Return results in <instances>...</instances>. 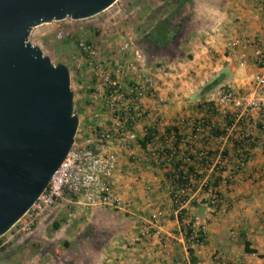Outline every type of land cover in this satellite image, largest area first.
Instances as JSON below:
<instances>
[{
	"label": "crops",
	"instance_id": "crops-1",
	"mask_svg": "<svg viewBox=\"0 0 264 264\" xmlns=\"http://www.w3.org/2000/svg\"><path fill=\"white\" fill-rule=\"evenodd\" d=\"M172 6H167L164 16L176 4ZM178 10L183 56L157 57L159 63L141 68L136 81L148 77L154 87L152 94L147 92L139 100L144 115L132 126L136 140L128 144L117 141L113 147L118 157L115 192L122 208L71 202L76 210L71 214L72 228L63 240L78 246L75 251L80 259L65 254L68 259H57L47 251L40 254L50 255L54 263L264 264V91L261 109H250L241 117L232 113L230 118L235 133L253 137L249 158L236 172L233 143L215 137L210 129L223 125L221 110L206 107L212 101L218 105L222 86L247 91L253 77L264 74V64L254 61L256 50L264 52V0H188ZM202 116L206 122L192 131ZM174 126L177 138L173 131L165 132ZM148 128L155 129L156 136L143 148L137 140ZM175 140L177 147L173 148ZM163 148L169 154L158 158L157 151ZM202 148L211 152L205 166L183 158L193 151L197 159L196 152ZM175 162L186 163L185 170L212 168L221 175L222 201L217 207L204 203L205 194L197 190L185 208L192 223L205 229L202 244L186 241L170 198V179L165 172ZM157 210L161 214L154 223L152 216ZM38 240L45 242L43 237Z\"/></svg>",
	"mask_w": 264,
	"mask_h": 264
},
{
	"label": "water",
	"instance_id": "water-1",
	"mask_svg": "<svg viewBox=\"0 0 264 264\" xmlns=\"http://www.w3.org/2000/svg\"><path fill=\"white\" fill-rule=\"evenodd\" d=\"M117 0H0V236L46 188L78 129L69 69L31 44L34 26L92 17Z\"/></svg>",
	"mask_w": 264,
	"mask_h": 264
},
{
	"label": "built area",
	"instance_id": "built-area-1",
	"mask_svg": "<svg viewBox=\"0 0 264 264\" xmlns=\"http://www.w3.org/2000/svg\"><path fill=\"white\" fill-rule=\"evenodd\" d=\"M76 46L80 57L93 70L94 75L102 84L99 91L103 96L105 106L112 114L111 124L107 128L80 140L74 137L72 146L52 175L46 188L7 231H11V236H20L24 232H31L46 211L55 208L66 195L75 196L79 203L85 205H106L122 208L121 199L115 192L116 179L114 174L118 169V157L113 147L117 141L128 144L136 140L137 136L132 126L136 119H140L144 115L139 100L147 92L152 94L154 84L148 77H143L140 81L134 82H124L119 79V75H125L124 77H126L128 73H131V70L135 69L136 62L142 59V53L133 46L132 41L124 42L121 46L122 51H130L129 58L119 59L111 56L112 68L107 67L104 63L105 61L100 57V52L93 42L79 39ZM254 61L263 65L264 52L256 50ZM251 84V89L243 92L224 85L218 92V105L217 101L206 103L209 111L221 110L225 130L223 137L235 144V158L237 159L234 166L235 172L238 169L240 170L249 158L253 137L246 132L235 133L233 131L234 121H230L228 125L226 122L231 120L233 113L231 110L238 112H235V114H239V117H241L250 109H261L260 95L264 91V74L255 75L251 80ZM96 97L97 94L93 95L94 99ZM205 122L206 119L202 116L196 126L193 125L194 129H192H200ZM146 132L147 130L144 131V135H146ZM152 140L150 138L146 146H150ZM190 153L193 154L194 152L190 151ZM196 156L197 159H207L208 150L202 148L196 152ZM184 158L185 161H190L188 156ZM213 171L212 168L210 170L199 168L198 172L201 176L198 179L194 180L193 176L190 175L188 180L182 184H170L169 194L176 208L177 217L178 219L181 218L182 234L186 241L192 245L204 242L205 229L197 228L185 211L186 205L190 203L194 192L190 188L194 183L197 184L195 191L202 186L206 187L204 194L207 205L220 203L222 196L219 187L208 180ZM225 181H227V178ZM160 214L161 210H157L153 214L154 223L158 220ZM3 244L4 241L0 243V245ZM194 264L201 263L198 261Z\"/></svg>",
	"mask_w": 264,
	"mask_h": 264
},
{
	"label": "rangeland",
	"instance_id": "rangeland-1",
	"mask_svg": "<svg viewBox=\"0 0 264 264\" xmlns=\"http://www.w3.org/2000/svg\"><path fill=\"white\" fill-rule=\"evenodd\" d=\"M176 1L178 0H117L110 7L92 17L77 20L66 17L61 20L41 23L31 29L28 36L31 44L37 45L52 63L65 64L69 69L70 88L74 94V112L79 119L75 135L77 139L88 137L110 126L112 115L105 106L103 96L99 91L102 84L78 53L77 41L83 39L93 42L100 52V57L105 61L104 63L107 67L112 68L111 56L119 59L130 57V51L121 50L122 44L133 42L136 37L143 35L166 14L169 8L167 6L170 3L174 6L177 4ZM150 8H153L154 12L157 10L158 12H156L155 18L145 21L152 10ZM178 20V17L172 19L173 22H178ZM179 31V37L175 38L176 45L173 46L172 43L167 51L165 49L157 50L159 54L168 53L169 56H172L171 54H174L178 48L176 53H184V47L180 45L184 34L183 29ZM157 57L152 62L159 63ZM143 67L146 66L140 60L136 62L135 69L131 70V73H128L126 77L119 75L122 77L119 79L124 82H134L138 79L137 76L141 75L140 71ZM95 94H97L96 99L93 98ZM74 201H77L75 196L66 195L55 208L46 211L31 232H24L20 236H11V231H9L0 236V241H4V244L0 245V262H8V264H63L61 262L54 263L50 255L41 256V248L52 251L54 255L56 254L57 259L60 257L80 259L78 251H75L78 248L76 244L71 241L70 246L66 248L61 242L54 239L57 237L62 241L69 234L73 221L71 214L76 210L74 205H71V202ZM78 204V206L82 205V203ZM55 224L58 225L56 229ZM42 237L45 242L38 240ZM46 242L48 247H43ZM54 244H56L55 247ZM56 246L59 251L56 250Z\"/></svg>",
	"mask_w": 264,
	"mask_h": 264
},
{
	"label": "trees",
	"instance_id": "trees-1",
	"mask_svg": "<svg viewBox=\"0 0 264 264\" xmlns=\"http://www.w3.org/2000/svg\"><path fill=\"white\" fill-rule=\"evenodd\" d=\"M187 2L188 0H180L176 6L174 7V9L171 10V12L167 15V16H164L163 18L159 19L155 25H153L152 27H150L143 35L139 36V37H136L134 40H133V46L135 48H138L140 50V52L142 53V64L147 67V66H150V65H154L156 62H152L156 59V56L158 57H162V56H166L168 55V53H165V54H159L157 50H168V48L170 47V45H172L173 43V46L176 45L175 41L177 37H179V30H181L182 28L180 27L179 23L178 22H173L172 19H174L175 17H177L178 15V8L179 6L184 3V2ZM157 11H151L149 16H147V20L149 19V17L151 15H155ZM146 20V21H147ZM178 35V36H177ZM182 38V37H181ZM175 43V44H174ZM179 49V48H178ZM178 49L175 51L174 54H171V55H175L177 57H180V56H183V53L180 52V53H176L178 51ZM170 55V54H169ZM226 124H230V120H227ZM211 131H212V135H214L215 137H222L225 133V130H224V126H213L210 128ZM170 131H173V138H177L178 137V134H177V131L178 129L174 126L172 128H165V132H170ZM193 131V129H192ZM156 136V130L155 129H150L148 128L147 129V132H146V135L142 136L139 140V143L140 145L143 147V148H146V143L148 142V140L151 138L154 140ZM173 145V148L177 147V141L175 140L174 143L172 144ZM235 144H233L234 146ZM252 146V145H251ZM235 147V146H234ZM176 151V149H173ZM171 151V150H170ZM158 152V158L160 156H162L163 154L164 155H168L169 154V151L168 149H161L160 151H157ZM174 156L176 155V153L173 154ZM188 156L189 159L191 160V162L193 164H196V165H200V166H205L206 165V161L207 159L205 158H201V159H195V155L192 154V153H188L187 155H184V157ZM211 156V152L208 151V157ZM163 162H161L160 164L162 165ZM185 164L184 162H175L173 165H172V168H166V176L170 179V184H173L175 185L174 183H180L182 184L184 181L188 180V177L190 175L193 176V179L196 180L198 179L199 176H201V174L198 172V169H194L193 166L192 167H186L187 170H185ZM219 171V170H218ZM215 170V172L213 171L211 174H210V177L208 178L209 181H211V183L215 186H219V183L221 181V175L220 173ZM228 181V180H227ZM229 183V182H228ZM196 184H192L191 185V191H195L196 189ZM205 190H206V187H201L198 191H200V193H205ZM221 193V192H220ZM191 203H192V200H191ZM204 203L207 204L206 200L204 201ZM220 203H217L215 206L217 207ZM184 211V210H182ZM181 220V218L179 217V221ZM182 225V224H181ZM55 226V229L58 227L57 224L54 225ZM1 243V241H0ZM62 245L66 248H68L71 244V242L69 240H62L61 241ZM47 245V242L45 243V247H48ZM46 249V248H45ZM43 248V250L41 251V253H44L45 250ZM251 251V250H249ZM48 253H53L52 251H47ZM54 255V254H53ZM56 255V254H55ZM57 257V256H56Z\"/></svg>",
	"mask_w": 264,
	"mask_h": 264
}]
</instances>
